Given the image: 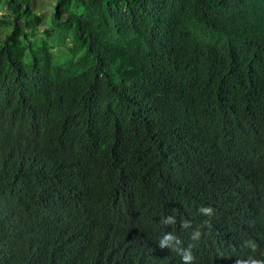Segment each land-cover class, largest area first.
Instances as JSON below:
<instances>
[{
	"label": "trees",
	"instance_id": "16d2710c",
	"mask_svg": "<svg viewBox=\"0 0 264 264\" xmlns=\"http://www.w3.org/2000/svg\"><path fill=\"white\" fill-rule=\"evenodd\" d=\"M1 1L0 264H264V0Z\"/></svg>",
	"mask_w": 264,
	"mask_h": 264
},
{
	"label": "rangeland",
	"instance_id": "374dc122",
	"mask_svg": "<svg viewBox=\"0 0 264 264\" xmlns=\"http://www.w3.org/2000/svg\"><path fill=\"white\" fill-rule=\"evenodd\" d=\"M56 0H33V5L36 8H40L41 10L44 11L45 17H44V22L46 23L47 21V17L50 15L51 12V4L54 3ZM7 15V10H6V6H4L3 1L0 0V19H4V17ZM52 33L53 36H60V39L63 43L66 42V36H63L62 32L58 29H50L49 26L47 24H43L42 26H40L39 31L37 33V38H46L48 33ZM60 52L61 54L64 53H68L69 49L67 48L66 45H60L59 47H55L53 52ZM71 56H61V55H57L55 56L52 60H54V64L55 65H59V64H65L70 66L71 68L74 69L77 59H74V57H77V52H73L71 53ZM69 57V58H68ZM76 69H81L79 66L76 67ZM46 75L48 76H52L53 72L50 69H46L45 70ZM54 88L51 89V91H53Z\"/></svg>",
	"mask_w": 264,
	"mask_h": 264
},
{
	"label": "clouds",
	"instance_id": "9594fccd",
	"mask_svg": "<svg viewBox=\"0 0 264 264\" xmlns=\"http://www.w3.org/2000/svg\"><path fill=\"white\" fill-rule=\"evenodd\" d=\"M53 64H54V60H53ZM63 66H67L65 64H62ZM71 70L72 68L69 67ZM199 211L206 215V216H211L213 214V209L211 207H201L199 209ZM176 218L173 215H169L165 218L161 219V223L165 224V225H175L176 224ZM191 225V221L188 220H182L181 221V227L184 229H188L190 228ZM201 236V232L200 230L194 229L191 235V239L192 240H199ZM181 241L178 239V237L176 235H174L173 233H166L162 236V238L159 241V246L163 249V248H168L171 251L176 252L177 254H179L182 257V260L184 261V264H192V261L194 260V256L192 255V251L191 248L192 246L189 245L188 248H182L180 247L181 245ZM237 264H244V262L242 261H237Z\"/></svg>",
	"mask_w": 264,
	"mask_h": 264
}]
</instances>
